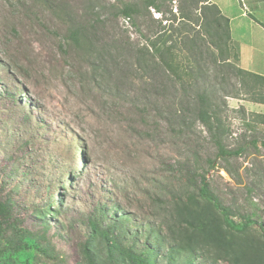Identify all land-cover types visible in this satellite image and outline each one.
<instances>
[{"label": "rangeland", "instance_id": "obj_1", "mask_svg": "<svg viewBox=\"0 0 264 264\" xmlns=\"http://www.w3.org/2000/svg\"><path fill=\"white\" fill-rule=\"evenodd\" d=\"M136 1L0 0L2 195L11 198L23 227L39 231L37 211L50 207V199L59 202L62 168L72 173L61 213L45 216L52 248L40 243L41 249L4 254L0 242V264H86V218L99 205L108 211L105 225L119 219L125 231L137 233L142 249L148 231L158 239L167 235L164 209L191 175L195 183L198 175L207 177L233 221L249 216L264 226V105L231 69L209 71L217 117L209 131L180 82L160 67L139 68V51L164 25L161 18L188 0H164L162 14L149 8L130 18L117 13ZM212 2L231 18L242 66L264 75V0ZM71 25L86 29L91 55L66 39ZM246 234L258 239L264 231L253 224ZM162 243L155 244L154 264L167 263L170 243ZM203 256L192 264H231Z\"/></svg>", "mask_w": 264, "mask_h": 264}, {"label": "trees", "instance_id": "obj_2", "mask_svg": "<svg viewBox=\"0 0 264 264\" xmlns=\"http://www.w3.org/2000/svg\"><path fill=\"white\" fill-rule=\"evenodd\" d=\"M35 2L39 3L41 0ZM163 2L164 0L126 2L117 9V13L130 18L139 13L141 8L146 12L149 8L162 14ZM160 21L164 25L139 51V68L160 67L180 82L185 97L193 104L192 110L196 118L209 131L215 129L214 122L217 120L214 103L216 89L207 82L210 78L209 71L216 70L218 73L224 68L231 69L245 83L247 90L253 93V100L264 105V75L245 70L236 64L239 52L231 43L229 19L215 3L209 0H188L185 7L183 4L176 6L175 13L170 10L168 17H163ZM66 39L81 52L89 55L93 53L92 42L88 40L84 27L71 25ZM194 85L195 92L190 94L189 88ZM259 117V122L264 125V114ZM71 145L74 161H77L76 149L73 143ZM218 148L220 154L228 155L221 146ZM212 164L213 161H210V167ZM198 176V183H195L192 175L184 178L176 189L174 201L164 209V216L168 217L164 222L167 235L158 239L155 233L148 231L144 240L146 244L142 249L135 241L137 233L125 231L119 219L105 225L104 217L108 211L102 205L96 206L95 213L86 218L88 236L81 244L84 262L154 264L156 245L162 248V241L169 240L170 244L164 253L166 264H192L197 257L203 258V254L212 262L227 260L231 264H264V245L260 242V238L264 240V234L258 239L246 234L253 224L264 231L263 224L249 216L243 222L233 221L229 209L222 206L210 190L207 177ZM71 177V169L63 167L56 181L55 192L59 202L55 203L50 199V207L37 211L42 216L39 231L23 227L22 221L15 215L14 203L9 195H2L3 186L0 185V242L6 246L4 254L11 253V250L41 249L45 244L47 250L52 248L49 245L51 238L46 231L49 221L45 216L61 213L66 201L64 188ZM2 264L16 263L12 260Z\"/></svg>", "mask_w": 264, "mask_h": 264}, {"label": "crops", "instance_id": "obj_3", "mask_svg": "<svg viewBox=\"0 0 264 264\" xmlns=\"http://www.w3.org/2000/svg\"><path fill=\"white\" fill-rule=\"evenodd\" d=\"M210 2H212V0H210ZM212 3H214V2H212ZM216 4V3H215ZM264 5V4H263ZM254 7V6H253ZM221 10V9H220ZM223 10H221V12H222ZM223 14V13H222ZM225 15V14H224ZM226 16V15H225ZM227 17V16H226ZM228 19H229V23L231 24V18H229V17H227ZM230 36H231V40L233 41V39H232V30H231V26H230ZM243 60V58H242V54H241V50H240V48H239V60H238V66L239 67H241V68H243V69H245V70H248L247 68H244L243 66H242V61ZM250 71V70H249ZM253 72V71H252ZM255 73H258V72H255ZM259 74V73H258Z\"/></svg>", "mask_w": 264, "mask_h": 264}]
</instances>
